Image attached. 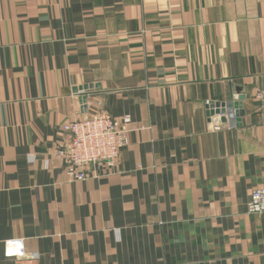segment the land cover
Returning a JSON list of instances; mask_svg holds the SVG:
<instances>
[{
  "label": "crops",
  "instance_id": "obj_1",
  "mask_svg": "<svg viewBox=\"0 0 264 264\" xmlns=\"http://www.w3.org/2000/svg\"><path fill=\"white\" fill-rule=\"evenodd\" d=\"M261 89L264 0H0V264H264ZM103 113L129 141L73 181L64 126Z\"/></svg>",
  "mask_w": 264,
  "mask_h": 264
},
{
  "label": "built area",
  "instance_id": "obj_2",
  "mask_svg": "<svg viewBox=\"0 0 264 264\" xmlns=\"http://www.w3.org/2000/svg\"><path fill=\"white\" fill-rule=\"evenodd\" d=\"M255 98L264 108V89L258 90ZM236 102H207V117L213 130L234 128L240 124ZM223 118H226V122ZM130 122L129 115L118 121L103 113L66 124L64 130L69 138L59 149L58 155L63 160L69 178L73 181L98 178L101 176L99 165L102 163L110 168L117 167L121 150L129 141ZM248 211L251 214L264 213V187L252 191ZM9 244L12 247L8 254L15 256L18 264L39 263V255L28 252L21 241H10Z\"/></svg>",
  "mask_w": 264,
  "mask_h": 264
},
{
  "label": "water",
  "instance_id": "obj_3",
  "mask_svg": "<svg viewBox=\"0 0 264 264\" xmlns=\"http://www.w3.org/2000/svg\"><path fill=\"white\" fill-rule=\"evenodd\" d=\"M235 107L238 108V112H237V115H238V121H240V118L241 116L244 114V111L242 109V103H235ZM223 121L226 122V118H223Z\"/></svg>",
  "mask_w": 264,
  "mask_h": 264
}]
</instances>
